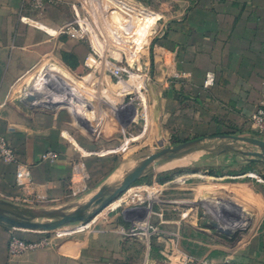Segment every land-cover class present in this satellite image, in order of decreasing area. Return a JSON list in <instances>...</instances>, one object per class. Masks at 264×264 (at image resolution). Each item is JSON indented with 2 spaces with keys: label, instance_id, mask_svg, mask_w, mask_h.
Returning a JSON list of instances; mask_svg holds the SVG:
<instances>
[{
  "label": "crops",
  "instance_id": "crops-1",
  "mask_svg": "<svg viewBox=\"0 0 264 264\" xmlns=\"http://www.w3.org/2000/svg\"><path fill=\"white\" fill-rule=\"evenodd\" d=\"M137 1L168 21L157 44L173 54L172 70L184 75L171 79V70L162 59L153 58L152 94L143 107L147 125L163 128L176 143L198 141L185 156L163 159L154 170L182 166L186 158L193 160L191 152H197L195 148L204 141L208 148L209 143L231 140L227 136L254 135L251 117L264 108V0ZM74 3L57 0L40 11L31 6L30 0H0V134L12 144L20 161L30 166L35 185L32 192L52 201L39 206L44 211L64 205L71 190L79 188L90 190V200L100 192L110 197L126 177L119 170L120 160L142 158L137 154L141 145L118 153L121 131L114 121L112 105L93 99L94 94L88 91L92 88L87 83L91 72L86 67L89 44L60 33L75 18ZM150 23L151 18L146 17L141 26L144 32ZM143 36L140 31V42ZM136 49L132 52L137 53ZM41 64L48 68L36 80L34 90H43L44 82L53 83L63 96L85 97L94 107L87 123L65 100L51 106L37 105L43 109L26 102L22 95L26 80ZM209 74L215 84L207 89ZM139 79L134 76L132 80L137 83ZM98 81L94 77L92 86ZM108 93L113 104L121 102L114 89ZM51 97L55 101L57 95ZM130 106L135 114L137 109L142 110L138 102ZM48 151L57 152L59 160L43 161L42 155ZM239 151L231 157L223 153L206 157L225 158L219 166L184 169L183 174H172L166 180L160 174L142 183L157 187L159 195L167 194L172 198L168 203L173 204L158 210L163 212L162 218L158 217L156 230L150 233L131 231L122 225L126 217L118 226L113 225L118 219L114 217L109 225L98 229L68 225L49 233L16 230L0 223V264H192L188 258L213 264H225V259L229 264H264V164L254 163L246 155L259 149ZM78 153L81 158L76 159ZM245 169L249 172L241 175ZM77 171L81 172L79 184L74 181ZM211 171L219 176L211 175ZM251 174L263 182H257ZM195 178L209 181L198 185ZM182 180L183 184L173 186ZM214 181H224L225 185ZM214 190L259 203L249 226L232 239L215 231L197 204L201 192ZM181 195L187 196L188 203L174 199ZM24 196L16 168L0 161V207L16 213L14 210L21 208L6 203H25ZM183 213L188 216L183 218ZM61 232L68 234L58 236ZM13 235L30 242L51 237L54 245L12 259L8 249Z\"/></svg>",
  "mask_w": 264,
  "mask_h": 264
},
{
  "label": "built area",
  "instance_id": "built-area-1",
  "mask_svg": "<svg viewBox=\"0 0 264 264\" xmlns=\"http://www.w3.org/2000/svg\"><path fill=\"white\" fill-rule=\"evenodd\" d=\"M31 6L40 11H44L47 5L56 4L57 0H30ZM73 10L75 18L68 23L61 31V34L68 35L71 39L85 41L91 48V53L87 57L86 67L91 71L88 75L87 83L92 87L88 89L94 94V98L104 105H112L111 112L115 123L120 127L121 135L119 140V154L126 151V147L131 144V128L139 120L143 125H147L146 116L143 111L144 101L142 93L147 83V87L153 83L154 59H162L167 70H171V79H182L184 75L172 70L173 54L159 47L157 44L161 35L166 32L168 21L163 16H159L151 7L144 5L137 0H75ZM146 17L151 18L150 27L145 31L141 27ZM140 31H143V42L138 40ZM136 47L137 53L132 50ZM146 51V52H145ZM154 58V59H153ZM94 74V75H93ZM45 75H43L44 77ZM134 76L139 77L140 81H133ZM99 79L97 85L92 86V80ZM145 80V81H144ZM110 81V82H109ZM215 84L212 74L207 75L205 87L211 88ZM142 85V86H141ZM114 89L117 96L121 99L120 103L113 104L109 99V89ZM138 100L142 110L137 109L136 114L131 106L134 98ZM78 95L70 97V103L76 111H80V119L87 123L90 120L89 115L83 112V107L77 102ZM88 100V99H87ZM128 101V103H127ZM88 102H90L88 100ZM91 103V102H90ZM92 104V103H91ZM103 105V106H104ZM251 125L259 137L264 140V108H259L251 117ZM135 137V136H134ZM122 146V147H121ZM80 156V157H79ZM81 158L79 153L76 159ZM42 160L55 163L59 160V154L54 151H48L42 155ZM0 161L4 164L12 165L16 168V179L18 185L25 192V203L30 202L33 206L49 204L52 201L46 195L33 193L34 181L30 166L23 164L16 150L8 139L0 134ZM77 165L82 166L81 161ZM251 178L262 183L263 180L258 175L251 174ZM81 172L77 171L74 175V181L79 184ZM75 184V185H76ZM79 188V187H78ZM157 187L138 185L132 187L128 192H132L130 201L133 203L144 199L142 192L148 194L147 199L154 201L158 199ZM74 189V188H73ZM86 190V189H84ZM82 188L71 190L76 194L78 191H84ZM154 198V199H153ZM144 203V202H143ZM188 215L183 213L182 217ZM156 227L153 228V231ZM134 232V231H133ZM67 232H61L57 235H67ZM54 245L51 237H45L38 242L26 241L13 235L9 242V257L20 258L34 251L43 248H49ZM192 264H213L207 260L187 259ZM230 260L225 259V264Z\"/></svg>",
  "mask_w": 264,
  "mask_h": 264
},
{
  "label": "rangeland",
  "instance_id": "rangeland-1",
  "mask_svg": "<svg viewBox=\"0 0 264 264\" xmlns=\"http://www.w3.org/2000/svg\"><path fill=\"white\" fill-rule=\"evenodd\" d=\"M46 68H48V67L41 64L34 71H32V73L28 76V79L26 80L27 84H26V87H25L22 95H26L29 92L33 91L36 80L40 76H42V74H44ZM50 75H53V74H50ZM49 84H50L52 89L55 88L53 83H49ZM144 84L147 85V83H145V82H144ZM80 85L82 86V84H80ZM84 85L86 87L90 88V86H88L87 83ZM146 85H145L143 93H142V100L144 101V104H145V102L150 100L151 94H152L151 93V86L147 87ZM94 86H93V88H94ZM36 92L39 93V91H36ZM65 97L70 99L71 96L67 95ZM137 101L138 100H136V98H134L132 100V104L136 105ZM127 103H128V101H127ZM38 107H39V109H43V107H41V106H38ZM130 132H131L130 136H132V137H128V138L131 139V142H130L131 144H129L126 147L125 152L127 153V152L131 151L132 148L136 147V145H138V146L141 145L142 147H141L140 153L138 152L137 154L142 156V158L133 159V160H130L129 158H127V159H121L120 160L119 170H121L123 172V174L126 176L132 170H134L136 167H138L141 163H143L150 155L161 151L163 148L176 147L179 144H182V143H176L175 137H171L170 135H168L167 131L163 130V128L161 129V127H158V125H154V126L143 125V122L140 120L134 127L131 128ZM119 133H120L119 134V136H120L121 132H119ZM87 135L92 137V135L89 133ZM235 136H243V135H235ZM256 136H259V135L257 133H254V135H248V137H256ZM170 138H172V139H170ZM256 138H259V137H256ZM206 143L207 142L204 141L202 144H199L200 146H197L195 148L197 150V152L196 151L191 152L194 154V155L190 156L191 158H193V160H189L190 158H186L187 159L186 164L179 166V167L172 168V169H167L164 171H155L154 167H152L147 171V173H148L147 178L156 177L160 174L176 172L178 170L190 169V168H195V167H204L206 165L219 166V165H221V162L223 163V161H224L223 159H225V158L220 157L219 160H217V158H215V157H212L210 159H207L206 157L209 155L215 156L217 153L218 154L223 153V154L227 155L228 157H231L230 154H234L236 151H239V150H240L239 153L241 154L242 152L249 151L250 149H257L255 147H252L251 145L241 143V142L232 141V140L222 141V142H220V141L219 142L218 141L212 142V143L207 144L208 148H205V146H204V145H206ZM243 145H244V148H242ZM203 146H204V148H201L203 151H201L200 147H203ZM118 148H119V145H118ZM118 151H120V149ZM186 151H190V149H187ZM177 155L179 158H181V157L185 156V151H184V153H182V154L179 153ZM177 155L175 157L174 156L170 157L169 155H167L164 158L159 159L156 164L161 163V161L163 159H168V160L175 159V158H177ZM223 157H225V156H223ZM259 163L264 164V160L259 162ZM182 177L183 176H179L177 178L180 179ZM173 180H175V179H173ZM194 180L198 182V185L205 184V183H207V181H209L205 178H195ZM190 181H192V179L188 180L187 183H191ZM214 182L217 184H220V185H222V184L225 185L224 181H214ZM145 184H148V183H145ZM180 184H183V180L179 181V182H175L173 184V186L180 185ZM132 187H134V186H132ZM154 190L156 192H158V199H156L154 201L144 200V199H147L148 194L145 192V190H143L142 194H143V196H145L144 199L143 198H142V200L137 199V201H135L133 203H127L130 201V197L132 196L131 194H133V193L132 192H125L122 195H120L116 199V201L109 206L110 208L108 207L107 209H105L96 218H93L88 222H78L76 224H70V225H77L79 227H82L83 230H93V229H95V227L98 229L99 227H101L103 225H109L108 223H110L112 221V218H114V217H117L118 219H117V221H115V224H113V225L118 226V225H120V223H118V222L122 221L123 217H126V221L125 222L123 221V224H122L125 227H127L128 229H130L131 231H134V232L150 233L153 231V228L157 225V223H158L157 221H159L158 217L162 218L163 212L158 213V210L159 209H163V210L166 209V206H169V204L173 205L172 203H168V200L172 199V198H168L167 194H166V196L163 197V196L159 195L158 188H156ZM89 194H90V190H87V189L84 191H78L76 194H74V192L71 191L68 195L69 198L64 205L56 206L52 210H49V211H59V213H62V214L80 211V213L83 216H88L97 207L96 204L92 205L91 207L88 206V203L90 201ZM174 199H176L178 203H188V201H189L187 196H182V195L179 197H175ZM79 201H81V202L79 203ZM6 204H8L12 207L16 206L18 208H21L19 210H22V211H38V210L41 212L44 211L43 208L39 209V206H33L30 203H23V202L12 203V202H10V203H6ZM49 204H51V203H49ZM113 204H114V206H112ZM42 206L43 205H41V207ZM111 209H113V210H111ZM3 210L5 211L6 214L11 215L12 217H16L19 220L22 218H29L33 223H48V222L52 221L49 219L37 220V219H34V217L31 215L24 217L22 215H18L17 213H13L9 207L5 208ZM166 214H167V212H165L164 216H166ZM120 215H122V216H120Z\"/></svg>",
  "mask_w": 264,
  "mask_h": 264
},
{
  "label": "water",
  "instance_id": "water-1",
  "mask_svg": "<svg viewBox=\"0 0 264 264\" xmlns=\"http://www.w3.org/2000/svg\"><path fill=\"white\" fill-rule=\"evenodd\" d=\"M48 88L54 93H50L46 90ZM35 89V87H34ZM33 89V93L29 92L25 95V100L32 106L46 105L51 106L55 104H61L63 101L70 103V99L61 95L56 89H52L50 84H43V90ZM56 92V93H55ZM57 95L55 101H51L52 97ZM62 98V99H61ZM77 102L83 107V112L86 115H94V107L83 96H78ZM38 107V106H37ZM231 140L251 145L259 151L250 152L246 155L251 157V161L259 163L264 160V140L256 137L248 136H227ZM198 141L185 142L179 144L176 147L163 148L161 151L150 155L143 163L131 171L123 180L120 187L110 196L104 197L103 192L95 195L88 203V206L96 204V209L88 216H83L80 211L70 212L66 214L59 213V211H22L14 210L18 215L33 216L34 219H49L52 220L48 223H33L29 218L17 219L11 217L5 213L0 207V223L10 226L16 230L21 231H40V232H54L70 224H76L78 222H88L93 218L99 216L105 209H107L116 199L125 192H128L132 186L137 184L143 178L147 176V171L154 167L157 161L165 156H176L179 153H184L187 149L194 146ZM178 157V155H177ZM253 158V159H252ZM197 204L200 211L204 213L207 220L210 222V226L213 227L221 236L229 239L234 238L239 232H243L251 223L255 215L257 214L259 203H253L250 200L238 198L227 191H209L201 192V197L198 199ZM15 208V207H14Z\"/></svg>",
  "mask_w": 264,
  "mask_h": 264
},
{
  "label": "trees",
  "instance_id": "trees-1",
  "mask_svg": "<svg viewBox=\"0 0 264 264\" xmlns=\"http://www.w3.org/2000/svg\"><path fill=\"white\" fill-rule=\"evenodd\" d=\"M183 172H184V170H178L176 172H170V173H167V174H163V175H161V177L164 178V180H166V179H169L170 175H172V174L181 175V174H183ZM247 172H249V170L245 169L241 173V175H244ZM211 175H217V176H219V173L214 172V171H211ZM148 180H149V178L148 179H145V180H141L136 185H140V184H142V183H144L145 181H148Z\"/></svg>",
  "mask_w": 264,
  "mask_h": 264
},
{
  "label": "bare ground",
  "instance_id": "bare-ground-1",
  "mask_svg": "<svg viewBox=\"0 0 264 264\" xmlns=\"http://www.w3.org/2000/svg\"><path fill=\"white\" fill-rule=\"evenodd\" d=\"M117 189H118V188H117ZM117 189H116V190H117ZM116 190H115V191H116ZM115 191H114V192H115ZM114 192H113V193H114ZM7 215H9V214H7ZM9 216H11V215H9ZM11 217H12V216H11Z\"/></svg>",
  "mask_w": 264,
  "mask_h": 264
}]
</instances>
